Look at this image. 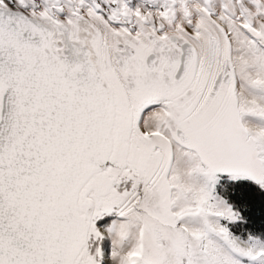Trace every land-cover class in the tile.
Returning <instances> with one entry per match:
<instances>
[{
    "label": "snow or ice",
    "instance_id": "1",
    "mask_svg": "<svg viewBox=\"0 0 264 264\" xmlns=\"http://www.w3.org/2000/svg\"><path fill=\"white\" fill-rule=\"evenodd\" d=\"M0 264H264V0H0Z\"/></svg>",
    "mask_w": 264,
    "mask_h": 264
}]
</instances>
